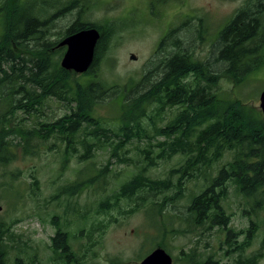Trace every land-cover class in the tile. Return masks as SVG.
Masks as SVG:
<instances>
[{
	"label": "trees",
	"instance_id": "1",
	"mask_svg": "<svg viewBox=\"0 0 264 264\" xmlns=\"http://www.w3.org/2000/svg\"><path fill=\"white\" fill-rule=\"evenodd\" d=\"M62 1L68 6L70 0H0V167L15 159L18 145L24 154L39 153L38 141L48 143L54 139L55 150L62 153L65 162L72 157L87 162L95 157L96 150L104 149L108 154L106 163L98 167L87 164L86 170L93 174L60 186L50 198L53 202L64 196L65 210L70 212L72 199L85 189H97L99 185L98 190H105L106 178L116 173L115 163L139 166L119 188L101 197L93 215L83 212V221L91 225L90 234L109 224L99 216H108L111 210L120 208L122 201L133 203L128 212L145 207L154 217L166 214L168 204L176 205L187 197L185 215H175L186 228H172V232L219 227L226 231V254L239 252L234 264H257L264 256L262 249L248 257L242 252L250 246L258 223L252 220L240 241L244 230L238 232L230 226L232 218L224 201L233 187L243 198L252 200L253 207L264 208V116L260 109L239 98L221 96L218 86L223 78L241 84L264 66V0H248L222 29L218 39L220 46L225 43L219 53L222 70L180 48L162 63L154 59L142 78V90L109 85L93 72L110 47L114 35L111 23L78 19L59 40H52L54 31L46 30L69 9L59 7ZM79 1L84 2L71 3ZM90 26L101 33L95 59L87 72L75 78L74 72L60 64L65 47L59 43ZM175 31L172 28L162 37L157 52L174 41ZM174 45L179 46L177 42ZM114 88L117 90L113 93L124 95L117 100L119 117L101 119L95 115V108ZM53 101L63 104L65 112L38 119ZM28 119L36 121L28 124ZM52 148L49 145V150ZM227 154L231 158L211 175V168ZM177 155L182 156L181 163L165 177L148 172V166L156 165L157 160ZM200 179V191L186 195L189 183ZM32 184L39 189V178L33 175ZM8 187L5 192L12 190ZM146 193L161 199L145 201ZM138 197L142 202L137 203ZM50 216L56 227L50 245L52 260L82 264L70 243L74 235L57 221L61 216ZM18 220L0 218V264H38V248L15 230ZM158 246L170 251L164 243ZM182 257L186 264H229L212 254L203 259L194 249L182 251Z\"/></svg>",
	"mask_w": 264,
	"mask_h": 264
},
{
	"label": "rangeland",
	"instance_id": "2",
	"mask_svg": "<svg viewBox=\"0 0 264 264\" xmlns=\"http://www.w3.org/2000/svg\"><path fill=\"white\" fill-rule=\"evenodd\" d=\"M247 2L248 0H84L73 4L70 0L68 6H65L67 4L62 1L59 7L69 9L63 11L61 17L59 14L46 31H54L52 40H59L78 19L100 24L111 23L114 35L110 47L105 50L93 72L109 85L142 90V82L145 83L142 78L152 68L154 59L162 63L166 56L180 48L192 51L196 59L209 60L214 63V68L222 70L223 62L219 60V53L225 43L220 46L219 35ZM172 28L176 29L174 41L168 42L162 52H157L160 40ZM174 42L179 46L174 45ZM131 54H135L136 59H132ZM81 74L83 73L74 72L75 78H79ZM116 90L114 88L108 93L106 100L96 106V116L109 121L118 119L120 101L117 100L124 95L119 94L120 92L113 93ZM263 90L264 66L241 84L237 85L223 78L218 86L221 96L239 98L257 110H261L259 97ZM64 112L63 104L53 101L38 119L54 118ZM18 120L23 123L22 119ZM35 121L36 119H28L26 123L32 124ZM54 141H38L39 153L36 155L24 154L22 146L18 145L14 150L15 159L0 167V218L8 221L19 219L15 230L22 233L23 240L38 248V264H59L52 260L54 253L50 248L51 237L56 230L51 214L61 216L57 221L74 235L70 243L78 252L82 264H139L158 243H164L168 247L174 264H186L182 251L190 249L196 250L203 259L212 254L229 264H234L237 260L239 252L226 254V231L219 227L211 230L199 228L196 232H172V228H186L175 215H185L189 202L187 197L176 205L168 204L164 210L166 214H156L154 217H151L145 207L128 212L133 203L122 201L120 208L111 210L108 216H99L100 220L106 219L109 224L101 231L90 234L91 225L83 221V212L93 215L101 197L111 194L140 168L134 164L115 163L113 168L116 173H111L106 178L105 190H98L99 185H96L97 189H85L72 199L73 210L66 212L65 197L61 195V199L52 202L51 196L58 193L60 186L93 174V171L86 170V165L101 166L106 163L108 154L106 150L99 149L95 151V157L87 162H82L77 157L65 162L62 153L55 150L57 145H54ZM49 145H52V150H49ZM230 158L231 154L225 155L217 166L211 168V175L216 174V167ZM181 161V155L170 160L159 159L156 165L148 166V172L154 177H165ZM33 175L39 178V189L32 184ZM202 185V179L189 183L186 195L193 190L200 191ZM7 186L12 190L5 192ZM143 196L145 201L161 199L151 193ZM138 202H142L139 197ZM224 206L232 218L230 226L238 232L244 230L239 236L240 241L244 240L251 221L258 223L257 230L251 235V244L242 255L248 257L260 249L264 253V208L253 207V201L243 198L233 187L229 188ZM257 264H264V256Z\"/></svg>",
	"mask_w": 264,
	"mask_h": 264
},
{
	"label": "water",
	"instance_id": "3",
	"mask_svg": "<svg viewBox=\"0 0 264 264\" xmlns=\"http://www.w3.org/2000/svg\"><path fill=\"white\" fill-rule=\"evenodd\" d=\"M101 33L96 27L81 29L66 36L60 41L59 46L65 47L61 57V66L75 73H85L91 67L94 59L97 43ZM136 59L135 54H131ZM260 108L264 116V90L260 93ZM139 264H174L173 256L162 246H158L149 252Z\"/></svg>",
	"mask_w": 264,
	"mask_h": 264
},
{
	"label": "flooded vegetation",
	"instance_id": "4",
	"mask_svg": "<svg viewBox=\"0 0 264 264\" xmlns=\"http://www.w3.org/2000/svg\"><path fill=\"white\" fill-rule=\"evenodd\" d=\"M236 14H237V13H236ZM233 17H234V16H233ZM225 26H226V25H225ZM225 26H224V27H225Z\"/></svg>",
	"mask_w": 264,
	"mask_h": 264
}]
</instances>
